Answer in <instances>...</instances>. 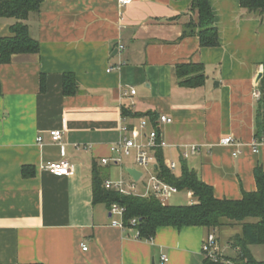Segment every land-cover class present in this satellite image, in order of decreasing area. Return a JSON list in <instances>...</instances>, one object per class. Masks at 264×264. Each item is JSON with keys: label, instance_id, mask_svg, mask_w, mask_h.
<instances>
[{"label": "crops", "instance_id": "crops-1", "mask_svg": "<svg viewBox=\"0 0 264 264\" xmlns=\"http://www.w3.org/2000/svg\"><path fill=\"white\" fill-rule=\"evenodd\" d=\"M209 2L220 40L212 47L197 33L184 34L199 21L191 0H43L30 13L39 52L0 64V264H205L210 232L225 255L237 256L231 240L240 231L233 228L160 226L143 239L135 227L114 225L109 203L95 196L96 175L106 188L105 179L135 180L124 168L142 172L125 156L114 160L125 121L138 142L157 130L165 164L175 161L177 174L187 164L216 197L238 199L257 189L255 170L264 169V20L240 0ZM16 20L0 17V38ZM182 64L202 65L203 84L182 85ZM65 74L75 78L76 92L65 93ZM131 88L136 93L125 95ZM162 114L173 121L162 122ZM54 129L63 130L61 142L52 140ZM227 135L239 144H220ZM191 145L200 149L185 157ZM62 158L74 173L46 169ZM186 192L187 200L167 203H195Z\"/></svg>", "mask_w": 264, "mask_h": 264}, {"label": "trees", "instance_id": "trees-1", "mask_svg": "<svg viewBox=\"0 0 264 264\" xmlns=\"http://www.w3.org/2000/svg\"><path fill=\"white\" fill-rule=\"evenodd\" d=\"M43 0H0V17H13L16 22L11 25V33L0 38V64L11 62L15 54L38 53L39 42L29 31L27 18L37 11ZM241 7L264 20V0H240ZM193 10L199 12V21L192 20L185 28L184 34L197 33L203 46H218L219 29L215 24L214 13L209 0H191ZM178 73L182 85L198 86L204 82L203 66L200 64L179 65ZM192 73V74H191ZM194 73V74H193ZM44 83V78L42 79ZM264 85V77L262 79ZM44 85V84H43ZM65 93L76 92L75 78L70 74L64 76ZM125 116L134 115L124 108ZM137 115V114H136ZM147 115H153L148 113ZM157 162L155 169L160 177L177 185L180 189L191 191L196 202L185 205L163 204L154 196L141 197L122 195L119 192L103 187V178L95 177V196L97 201L114 202L126 207L124 222L137 218L135 228L139 237L152 239L160 226H205L209 229L221 228L231 222L242 224L241 233L232 238V245L238 249L236 259L242 264H264L251 251V245H264V169L259 165L255 170L257 189L244 191L241 198H218L211 185L203 181L198 173L183 163L181 173L167 167L162 148L156 149ZM25 174L26 169H25ZM252 218H255L251 220ZM246 259V261H245ZM205 264H217L205 259Z\"/></svg>", "mask_w": 264, "mask_h": 264}, {"label": "built area", "instance_id": "built-area-1", "mask_svg": "<svg viewBox=\"0 0 264 264\" xmlns=\"http://www.w3.org/2000/svg\"><path fill=\"white\" fill-rule=\"evenodd\" d=\"M122 5H127L133 0H119ZM119 48L123 49L124 46L121 44ZM110 68L109 70H111ZM135 94L136 89L131 88L130 91H125L127 94ZM126 118V117H124ZM126 120V119H125ZM160 120L164 123H171L173 121L172 117L162 114L160 115ZM142 128L147 126V120L142 118L140 120ZM121 131L123 133L121 139L112 146L113 152L117 153V156L114 157L115 162L122 163L123 156L130 155L132 151L136 152V162L141 167L142 175L138 180L128 181L125 178L121 177L119 179H105L104 186L108 189L115 190L122 195H136L141 197L154 196L158 198L163 204H166L168 199L174 194L180 192V189L177 185L167 182L165 179L159 176L155 167H154V154L153 149L165 146L166 142L159 136L158 131L153 129L151 130L147 137L148 142H138L133 137L128 136L130 131V126L126 121L122 124ZM51 138L54 142H61L63 136L62 129H54L50 132ZM41 140V137L38 138ZM220 144L229 146L239 144L235 137L232 135L224 136L220 140ZM258 142L253 143L254 151H258ZM198 145H191L190 149L185 151L183 155L188 157L190 154L196 153L199 151ZM240 153V150L234 152V155ZM109 159H103V163H108ZM168 168L175 170L177 168V163L175 161H170L168 163ZM46 169L52 173L59 175H69L75 172V165L68 159L62 158L59 161H52L46 164ZM140 184L142 186H140ZM126 212V207L120 203L114 202L110 205V213L113 216L112 223L123 229L127 226L124 222V214ZM137 224V218L130 220V225L135 227ZM139 236V232L137 230ZM88 247L83 245V249L86 250ZM202 251L207 259L214 261L217 264H242L239 263L236 259L225 255L218 244L217 235L215 232H210L203 244ZM163 260H168L166 255H163ZM246 261V259H245Z\"/></svg>", "mask_w": 264, "mask_h": 264}, {"label": "rangeland", "instance_id": "rangeland-1", "mask_svg": "<svg viewBox=\"0 0 264 264\" xmlns=\"http://www.w3.org/2000/svg\"><path fill=\"white\" fill-rule=\"evenodd\" d=\"M135 161H136V152L135 151H132V153L130 155H125V162H126V164L127 163L128 164L131 163V165H133L134 167H136L137 166V163ZM123 171H124V175L126 177H129L126 168H124ZM186 195H187L186 190H182V191L174 194L172 197H170L168 199V202H169V200L174 199L175 197H179L180 200H187ZM253 219H255V218H252L251 220H253ZM225 227H227V228H233V230L240 231L239 233H241V231H242V224L240 222H231L230 224L225 225ZM250 249H251L252 253L258 259H264V245H262V244L251 245L250 246Z\"/></svg>", "mask_w": 264, "mask_h": 264}, {"label": "water", "instance_id": "water-1", "mask_svg": "<svg viewBox=\"0 0 264 264\" xmlns=\"http://www.w3.org/2000/svg\"><path fill=\"white\" fill-rule=\"evenodd\" d=\"M262 76H263V72H260L258 74L257 80H260ZM127 171L135 178V180H138L142 175V172L137 168H128Z\"/></svg>", "mask_w": 264, "mask_h": 264}]
</instances>
